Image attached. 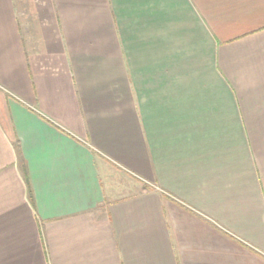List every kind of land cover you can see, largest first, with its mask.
Here are the masks:
<instances>
[{
    "label": "crops",
    "instance_id": "obj_1",
    "mask_svg": "<svg viewBox=\"0 0 264 264\" xmlns=\"http://www.w3.org/2000/svg\"><path fill=\"white\" fill-rule=\"evenodd\" d=\"M0 264H264V0H0Z\"/></svg>",
    "mask_w": 264,
    "mask_h": 264
}]
</instances>
